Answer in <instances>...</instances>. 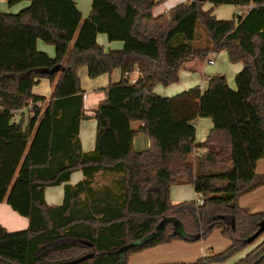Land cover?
<instances>
[{
	"label": "trees",
	"instance_id": "16d2710c",
	"mask_svg": "<svg viewBox=\"0 0 264 264\" xmlns=\"http://www.w3.org/2000/svg\"><path fill=\"white\" fill-rule=\"evenodd\" d=\"M22 1L29 4L15 13L0 11V203L28 225L0 224V264H128L149 248L205 240L214 230L229 241L225 249L171 264L224 263L249 245L233 264H264V230L251 238L264 212L237 203L264 185L256 171L264 159V0H191L156 16L155 0H91L85 18L75 0L7 3ZM251 3L230 19L213 14L215 6ZM98 34L123 45L105 50ZM38 40L55 55L37 49ZM221 50L242 64L235 89L212 75L204 89L153 91L176 82L185 63ZM83 65L91 78L122 75L94 108L90 151L79 140ZM135 69L131 83L125 73ZM40 78L51 84L48 98L31 92ZM27 106V121L16 119ZM197 118L212 121L204 141H195ZM138 134L150 140L147 149H134ZM75 170L82 179L68 184ZM100 175L108 176L101 185ZM60 184L62 203L47 204L44 189ZM175 184L191 185L203 202L173 203Z\"/></svg>",
	"mask_w": 264,
	"mask_h": 264
},
{
	"label": "crops",
	"instance_id": "0c3cea01",
	"mask_svg": "<svg viewBox=\"0 0 264 264\" xmlns=\"http://www.w3.org/2000/svg\"><path fill=\"white\" fill-rule=\"evenodd\" d=\"M75 1H76V5L78 9L81 12L82 18L87 17L90 12L91 0H85L83 2L82 8L79 6L78 0H75ZM155 1L157 2V5L153 8L152 13L153 15L156 16L161 13H165L167 10H169L173 6L183 1H190V0H155ZM88 3H89V6H88ZM28 4H29V1H22L14 5V7L12 6L10 9H8V11L11 13L17 12V10L22 9ZM210 6L211 4L207 2L204 4L203 9H208L210 8ZM251 6H252V3L249 5V7ZM241 7L243 8L244 6H241ZM3 10L4 9H0V11L2 12ZM240 10L247 11L248 9L247 10L240 9ZM237 11L235 10V12ZM97 42L101 44L105 50L120 49L123 45L122 42L120 41L109 42L104 34L97 35ZM37 49L46 52L51 57L55 55L54 47L52 45H48L42 42L41 40L37 41ZM234 64H235L234 68L236 67V64H239L240 69H241L242 67L241 63H234ZM203 68L204 66L201 67L199 64L195 63L194 60L189 61L182 66L181 70L184 71L182 72V75L186 74L188 76L189 74L193 72L196 73L198 69L202 71ZM236 70L237 69H235V71ZM77 75L79 77L80 88L83 91V108H84V114L86 115V117L82 119L79 124V140L81 143L82 150L90 151L94 148V145H95L96 120L93 118L94 108H96L98 103L104 99L105 89L107 88V86L110 83L119 81L122 75H121L120 69H113L110 73L108 72L102 73L96 77L91 78L88 76L87 67L85 65L78 68ZM216 75H223V74L219 72ZM210 76L212 75L207 76V81ZM132 77H137V74L133 73ZM195 85H199V84H195ZM195 85H188V82L185 81L181 84V88L179 89V91H175L176 92L175 94L180 93L181 91H184ZM167 86L156 85L153 88V91L156 94L161 95V96H172L174 93H168L166 91ZM206 86H207V83L199 85L201 89L206 88ZM31 92L34 95L43 96L45 98H48L51 93V84L49 80L47 78H40L36 82V84L32 86ZM27 113H28V108L25 107L24 109H22L21 111L15 114V118L18 119L20 116H23L24 121L26 122L28 118ZM134 125L137 126V123H135ZM194 126H195V141H204L212 128V121L210 118H197L194 121ZM198 130L199 131L205 130V133H204L205 135H202L201 133V137H198L197 135ZM149 146H150V140L148 139L146 135L138 134L134 137L133 147L136 151L145 150ZM202 151L203 150H201V152ZM263 160L264 159H261L257 162V165H256L257 173H264V170H260L258 168V165L262 167L261 163ZM81 179H82L81 171L75 170L71 173L70 178L67 181V183L74 185ZM181 186H188L190 187V189L194 191L191 185H181ZM63 192H64V184L46 187L44 189L45 202L49 205L61 204L63 201ZM197 194L198 193L194 191L195 199L197 197ZM172 202L177 203L178 201H172ZM237 203L239 206L247 207L252 212H264V185L257 187L256 189L252 190L249 193L239 196L237 199ZM0 224L3 227H5L8 231H16V230L25 229L28 225V220L27 218L22 217L18 215L15 211H13L8 204H6L5 202H1L0 203ZM176 241L177 240L164 243V244H160L155 247L149 248L143 252L134 254L129 258L128 264H171V263H178V262L187 263V262L195 261L197 258L203 256V254L205 253V249H207V247L204 248L202 244L200 253H195L194 257H189L187 254L186 256L185 254H182V253L177 255L172 251V249H170L171 245H173L174 242ZM151 251H154L157 254V256L148 259L146 262L139 263L140 257L144 256L146 253H149V252L153 253ZM197 254H200V256L196 257ZM193 258H196V259H193Z\"/></svg>",
	"mask_w": 264,
	"mask_h": 264
},
{
	"label": "rangeland",
	"instance_id": "374dc122",
	"mask_svg": "<svg viewBox=\"0 0 264 264\" xmlns=\"http://www.w3.org/2000/svg\"><path fill=\"white\" fill-rule=\"evenodd\" d=\"M85 0H78L79 6L83 7V2ZM191 1V0H190ZM185 2V1H183ZM16 5V4H15ZM14 7V5H12ZM12 6H10L7 3V0H0V9H4L3 12H9L8 9H10ZM89 6V3H88ZM241 6H234V5H219L213 7V14L216 15V18L218 19H230L233 17L234 14H236L235 10L237 11L239 9H248L249 6H244L243 8ZM19 11V10H17ZM246 12V11H244ZM15 13V12H14ZM199 36L205 37V31L202 27H199L198 29ZM207 58H211L213 60L212 64H209L206 62ZM195 63L199 64L201 67L204 66L202 71L198 69L196 73H191L188 76L186 74L182 75L181 69L178 72V80L176 82H173L167 86L166 91L168 93H176L175 91H179L181 88V84L185 81L188 82V85H195V84H206L207 83V76L208 75H216L217 73H221L225 76V79L232 89H235V75L239 71L240 66L239 64H236V67L234 68L235 64L230 62L227 56V53L225 50H221L218 52L208 53L206 57L203 60H194ZM239 67V68H238ZM235 69H237L235 71ZM201 88V87H200ZM173 94V95H174ZM25 108V107H24ZM23 108V109H24ZM27 116H29V106ZM202 135H205L204 131L198 130V137H201ZM262 167L258 165V168L260 170H264V160L262 161ZM108 181V176H102L100 175L97 177L96 183L99 185L104 184ZM170 200L171 201H191L195 200L194 191L190 189L188 186H181V185H172L170 187ZM204 242V243H203ZM186 243V244H185ZM202 244L205 249V253H212V252H218L223 249H225L229 245V241L225 239L221 234L219 230H214L205 240L188 243L184 241L177 240L174 242L173 245H171L172 251L179 255V254H187L189 257H194L195 253H200ZM254 245H249L242 250H240L238 253H236L234 256L229 258L224 263H217V264H233L235 261H237L239 258L244 256ZM153 253H146L144 256L140 257L139 263L146 262L148 259L157 256V254L154 251H151ZM203 254V255H204ZM186 255V256H187ZM193 255V256H192ZM202 255V254H201ZM200 254H197L196 257H199ZM196 259V258H193ZM178 263H185V262H178Z\"/></svg>",
	"mask_w": 264,
	"mask_h": 264
},
{
	"label": "built area",
	"instance_id": "2783aa9c",
	"mask_svg": "<svg viewBox=\"0 0 264 264\" xmlns=\"http://www.w3.org/2000/svg\"><path fill=\"white\" fill-rule=\"evenodd\" d=\"M245 12L244 11H242V10H238L237 12H236V14L237 15H243ZM206 62L207 63H209V64H212L213 63V60L211 59V58H207L206 59ZM133 73H136L137 74V76H138V71L135 69V70H133V72H131V73H125V76H127V78L129 79V81L131 82V83H134L135 81H136V78L137 77H132V74ZM201 152V150H199V153ZM196 202L198 203V204H201L202 202H203V197L200 195V194H197V197H196Z\"/></svg>",
	"mask_w": 264,
	"mask_h": 264
},
{
	"label": "water",
	"instance_id": "95a60500",
	"mask_svg": "<svg viewBox=\"0 0 264 264\" xmlns=\"http://www.w3.org/2000/svg\"><path fill=\"white\" fill-rule=\"evenodd\" d=\"M264 230V218L260 221L259 229L251 236V238H256Z\"/></svg>",
	"mask_w": 264,
	"mask_h": 264
}]
</instances>
